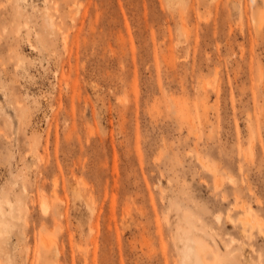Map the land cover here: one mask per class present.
<instances>
[{"label": "rangeland", "instance_id": "1", "mask_svg": "<svg viewBox=\"0 0 264 264\" xmlns=\"http://www.w3.org/2000/svg\"><path fill=\"white\" fill-rule=\"evenodd\" d=\"M198 253L264 264V0H0V264Z\"/></svg>", "mask_w": 264, "mask_h": 264}, {"label": "bare ground", "instance_id": "2", "mask_svg": "<svg viewBox=\"0 0 264 264\" xmlns=\"http://www.w3.org/2000/svg\"><path fill=\"white\" fill-rule=\"evenodd\" d=\"M44 208V207H43ZM42 208V209H43ZM198 255H199V260H200V262L202 263V264H205V262H204V258H203V254L202 253H198Z\"/></svg>", "mask_w": 264, "mask_h": 264}]
</instances>
